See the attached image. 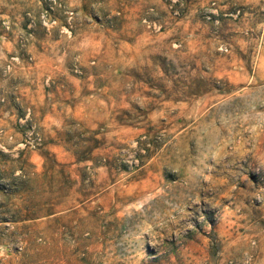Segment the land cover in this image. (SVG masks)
<instances>
[{
  "label": "rangeland",
  "instance_id": "obj_1",
  "mask_svg": "<svg viewBox=\"0 0 264 264\" xmlns=\"http://www.w3.org/2000/svg\"><path fill=\"white\" fill-rule=\"evenodd\" d=\"M0 264H264V0H0Z\"/></svg>",
  "mask_w": 264,
  "mask_h": 264
}]
</instances>
